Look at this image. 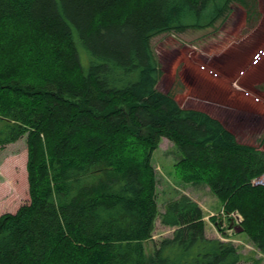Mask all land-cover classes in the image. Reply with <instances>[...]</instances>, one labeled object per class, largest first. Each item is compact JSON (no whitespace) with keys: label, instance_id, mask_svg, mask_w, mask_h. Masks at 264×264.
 Listing matches in <instances>:
<instances>
[{"label":"trees","instance_id":"obj_1","mask_svg":"<svg viewBox=\"0 0 264 264\" xmlns=\"http://www.w3.org/2000/svg\"><path fill=\"white\" fill-rule=\"evenodd\" d=\"M232 3L260 18L257 0H0V148L26 137L30 194L0 216V264H240L187 194L160 212L163 139L179 179L208 186L264 254V150L159 91L150 46L215 26ZM157 219L174 231L148 254Z\"/></svg>","mask_w":264,"mask_h":264},{"label":"rangeland","instance_id":"obj_2","mask_svg":"<svg viewBox=\"0 0 264 264\" xmlns=\"http://www.w3.org/2000/svg\"><path fill=\"white\" fill-rule=\"evenodd\" d=\"M257 3L258 20L250 18L242 5L232 3L215 26L164 33L152 38L150 46L162 70L159 91L170 93L183 109L199 110L220 120L239 143L264 150V63L252 74L247 72L246 79L238 74L249 63L255 64L257 51H264V0ZM229 79L239 88L228 89ZM179 158L167 139L153 155L160 212L169 201L186 193L204 210L207 235L218 237L219 233V239L226 241L218 227L223 225L222 202L208 186L179 179L174 168ZM27 161L26 137L0 148V216L16 213L30 203ZM212 217L218 219L217 224L212 223ZM227 227L220 226L224 230ZM173 231L157 219L153 240L146 243L147 253L151 254L154 243L171 237ZM234 244L240 247L239 242ZM241 247L244 252L239 249L243 256L240 264H264L260 251L252 246Z\"/></svg>","mask_w":264,"mask_h":264},{"label":"crops","instance_id":"obj_3","mask_svg":"<svg viewBox=\"0 0 264 264\" xmlns=\"http://www.w3.org/2000/svg\"><path fill=\"white\" fill-rule=\"evenodd\" d=\"M257 58H255V64H252V63H249L248 64V67L246 68V67H244L243 69H245V70H243V71H239L240 73H238L239 75H241V78H242V80H243V78H245L246 77V73L247 72H251L250 74H252V72L254 71V69H256V68H258L260 65L262 66V64L264 63V51H257ZM261 62V63H260ZM247 69V70H246ZM246 79V78H245ZM249 79V78H248ZM227 83H228V85L229 86H227L228 87V89H230L231 90V88L233 89V87H235L236 88V84H235V81H231L230 79L227 81ZM237 83V82H236ZM253 85V84H252ZM238 87V86H237ZM239 88V87H238ZM186 194V193H185ZM222 210H223V208H222ZM203 212H204V210H203ZM205 219H206V216H205ZM228 223L229 222H227V221H225V223L223 222V225H220V226H225V224L226 225H228ZM229 230V229H228ZM227 230V228L224 230V232H222V235H223V237H226V239L228 240V241H232L233 243H236V241H237V243L239 242V245H240V247L238 246V248L239 249H242L241 251L242 252H244V250H243V248L241 247V245H244V246H246V247H249V246H252V249L254 248V249H256L255 248V246L253 245V243L251 242V240L249 239V237L247 236V235H245V233H240V232H238V231H234V232H231V231H228ZM206 235H207V233H206ZM218 235V237L216 236V235H212L211 237H209L208 235V237L209 238H218L219 239V233L217 234ZM223 239V238H222ZM226 240V241H227ZM256 250H258V249H256ZM259 251V250H258ZM262 254V253H261ZM260 254V255H261Z\"/></svg>","mask_w":264,"mask_h":264},{"label":"water","instance_id":"obj_4","mask_svg":"<svg viewBox=\"0 0 264 264\" xmlns=\"http://www.w3.org/2000/svg\"><path fill=\"white\" fill-rule=\"evenodd\" d=\"M240 218L241 217L238 214H235L234 218L229 220V230L238 231L240 233L243 231L242 228L238 229L239 224L236 223L237 221H240Z\"/></svg>","mask_w":264,"mask_h":264},{"label":"built area","instance_id":"obj_5","mask_svg":"<svg viewBox=\"0 0 264 264\" xmlns=\"http://www.w3.org/2000/svg\"><path fill=\"white\" fill-rule=\"evenodd\" d=\"M252 184H253V185H262V186H264V174H263L262 176L256 178V179H254V180L252 181ZM222 213H223L224 217H226L225 214H224V212H222ZM241 220H242V219L240 218V221H241ZM240 221H239V222H240Z\"/></svg>","mask_w":264,"mask_h":264}]
</instances>
